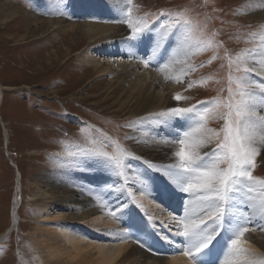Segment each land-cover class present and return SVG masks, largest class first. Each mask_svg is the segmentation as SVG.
Wrapping results in <instances>:
<instances>
[{"label": "rangeland", "instance_id": "rangeland-1", "mask_svg": "<svg viewBox=\"0 0 264 264\" xmlns=\"http://www.w3.org/2000/svg\"><path fill=\"white\" fill-rule=\"evenodd\" d=\"M3 1L33 16L45 15L53 20L85 24L86 30L107 23L102 16L84 12L83 9L87 8H83V4L86 6L92 0H79V3L76 0H0ZM125 3L122 21L130 7L133 19L146 17L149 23L158 25L165 22L166 18L160 16L163 12L173 13V19L175 14H180V19L190 22L181 33H177L183 36V46H188L189 53L187 68L176 82L189 93L184 97L186 105L178 107L196 106L202 111L200 102L216 101L219 104L216 111L226 113L228 110L223 105L229 98V77L235 81L243 73L247 65L245 59L251 57L249 52L259 49L260 38L264 37V20L247 21L245 12L264 8V0H132L131 4L126 0ZM23 13H20L21 17L25 16ZM19 23L8 24L0 19V264H48L44 262L45 252H53L58 246V237L61 236L57 226H63L60 220L62 212L52 209L36 196L34 182L41 181L49 173L64 177L65 172L69 176L66 162L75 159L72 154L82 149L111 153L120 146L132 154L127 161L131 165H139L138 168L126 167L125 177L134 178L133 169L142 174L139 179L142 182L141 166L144 163L145 167L161 176L159 183L176 190L165 176V168L178 163V160L170 161L167 156L170 147L163 143V138L167 137L164 132L173 131L177 135L181 127L191 130L197 126L199 118L191 117L193 122L182 120V123L174 118L159 117V113L141 115L138 105L132 110L134 102L132 105L122 104L117 99L120 91L109 93L103 77L87 75L76 79L75 74L80 72L78 68L86 72L92 65L91 59L81 60L87 50V56L104 63L112 72H119L122 63H128L126 58L122 60L121 55L118 58L107 52L98 54L96 48L99 43L91 44L90 48L86 43L74 48L69 55H62L58 62L53 61L54 64H42L41 57L58 49L64 34L53 38L46 33L47 38L35 42L28 37L26 30L21 29L23 22ZM237 57L243 61L240 72L236 71ZM81 63L87 65L86 69L80 67ZM257 73L254 70L248 76L253 80H264V75ZM231 87L236 88L235 82ZM207 106L216 107L211 103ZM259 114H264V111ZM224 123L223 119L210 117L205 126L206 129L220 131ZM186 124L192 127L188 128ZM222 135L221 132V139ZM216 143L217 138L213 136L211 143L201 152H208ZM262 150L256 157L258 161L252 172L258 179H264ZM138 151L153 154L156 159H148ZM117 183L122 184L119 176ZM121 191L128 199L124 184ZM16 202H19V208L13 223L15 227H12ZM250 212L253 223L249 233L263 236L264 218L254 215L251 209ZM78 230L95 241L92 238L94 231ZM80 261L88 264V259L80 258ZM54 262L53 259L50 263Z\"/></svg>", "mask_w": 264, "mask_h": 264}, {"label": "bare ground", "instance_id": "bare-ground-1", "mask_svg": "<svg viewBox=\"0 0 264 264\" xmlns=\"http://www.w3.org/2000/svg\"><path fill=\"white\" fill-rule=\"evenodd\" d=\"M125 1L92 0L87 2L86 6L83 4V8H87L83 9L85 13L102 16L107 22L96 25L94 29L86 30L87 25L85 24L68 23L60 19L53 20L50 18L51 16H33L6 1L0 2V19L8 24L23 22L21 29L26 30L28 37L33 38L35 42L47 38L46 33L53 38L64 34L58 49L41 57L44 65L53 63V61L58 62L59 57L69 55L74 48L86 43L89 48L91 44L99 43L96 48L98 54L107 52V54H115L117 57L121 55L122 60L126 58L128 63H122V69L119 72H112L104 63L94 61V58L87 56V52H89L87 50L81 60L86 62L87 58L91 59L92 65L88 66L90 69L85 72L84 69L87 65L81 63L80 67H83L84 72L78 68L80 72L75 74V78L80 80L87 75L94 76V78L103 77L106 79L109 93L120 91L117 99L122 104L132 105L134 102L132 110L138 105L141 115L158 114L172 107L186 105L184 97L189 92L183 91V87L176 82L183 76L187 68V56L184 51L173 53L180 36L177 34L176 37L172 36L171 39H167L165 46L159 50L154 59L151 58L150 52L152 40L145 39L137 47H132L134 42L128 39L130 29L126 23L122 22L123 10L126 8ZM75 2L79 3V0ZM20 13L25 16L21 17ZM245 13L244 18L247 21L264 20V8L262 7ZM183 47L188 51L187 45ZM142 58L150 59L148 67L144 66ZM259 58L257 57V59ZM156 62L159 63L156 65ZM245 62L249 68L258 72L257 74L264 75V67L254 62L252 57L246 58ZM167 83L170 84L167 85ZM177 94L182 97L179 101L174 99ZM180 120L181 122L182 120L194 121L190 118ZM186 127L192 126L188 124ZM98 130L104 132L101 128ZM164 133L167 137L176 136L173 131ZM167 145L170 147L168 152L171 155H167L170 161L178 160L174 156V152L178 149L177 145ZM261 153L264 154V149ZM138 154L148 159H156L152 157L153 154L148 152H139ZM263 158L261 156V159ZM81 159L82 163L78 166H73L71 161L66 162L70 169L69 176H66L65 172L64 177L49 173L41 181L34 182L37 187L36 196L52 209L56 208L62 212L60 220L63 222V226H57L61 236L58 237V246L52 250L53 252H45L46 260L44 262L48 264H85L84 261L79 262V259L83 258L88 259V264H193L190 257L183 254V239L181 240V250L175 249V244L171 245L170 243L173 241L177 243V238H180L175 233L178 227L177 221L184 216L185 205L187 204L188 209L192 210L197 207L198 202H193L183 193L169 188V185L159 183L160 175L145 167L144 163H142L141 171L149 182V187H145L137 177L135 178L138 173L136 170L132 169L136 181L134 178L124 175L119 176L120 181L122 180L121 185L124 184L126 194L128 193L127 199L122 194L121 185L117 183V175L103 167L97 159L86 157H81ZM257 161L255 159V163ZM129 163L126 160V164ZM130 167L138 168L139 165L130 164ZM174 171H178V169ZM94 188H98V190H91ZM18 203L16 202L14 205L12 224L17 219ZM245 204H237L236 210L249 215L250 208ZM118 206L119 211H117ZM113 212H116L119 219L113 217ZM124 223L132 227L126 229ZM12 227H15L14 224ZM82 228L87 229L85 232L94 231L92 238L95 241L90 240V236L82 235V232L80 233L78 230ZM247 232L242 237L241 243V247L247 250L246 257L234 259L226 246L225 251L221 250V253H224L218 257L215 264H264V251L259 249L260 247L264 250V235L254 236L249 231ZM228 235L229 233L221 232L210 247L214 250L219 249L218 242L221 240L226 242ZM165 236L168 237V240L162 239ZM159 247L162 249L160 253L156 251V248ZM53 259L55 262L50 263Z\"/></svg>", "mask_w": 264, "mask_h": 264}, {"label": "snow or ice", "instance_id": "snow-or-ice-1", "mask_svg": "<svg viewBox=\"0 0 264 264\" xmlns=\"http://www.w3.org/2000/svg\"><path fill=\"white\" fill-rule=\"evenodd\" d=\"M127 2L131 4L132 0ZM131 13L132 9L129 7L125 13L126 18L122 21L130 29L128 39L134 42L131 46L137 47L145 39L152 40V59L165 46L167 39L181 33L182 29L190 24L189 21L180 19V14H175L176 18L173 19V13L161 12L160 16L166 19L157 25L155 22L149 23L146 17L133 19ZM260 39L261 47L250 51L249 55L254 62L264 67V37ZM177 51H184L186 56L189 54L183 47V36L178 38L173 53ZM142 62L148 67L150 59L142 58ZM242 62L241 58L237 57V72L241 71ZM252 71L254 69L245 65L243 73L236 77L235 81L229 77V98L223 105L228 110L226 113H218L216 108L219 104L212 101L200 102L202 111L196 106L172 107L158 114L159 117L176 120L199 118L195 128L182 129L174 137L163 138L165 144L179 145L174 152L178 163L166 166L165 176L176 190L191 198L193 202H198L197 207L192 210L185 205L184 216L177 221L175 233L183 238V254L190 257L193 264H215L211 258L210 245H213L221 232L229 233L226 243L233 258L246 257L247 250L241 247L242 237L249 231L253 221L247 213L236 210L237 204L247 203L254 215L264 218V179H258L252 174L255 159L261 149H264V115L259 114L264 111V80L251 79L248 73ZM233 82L236 84L235 89L231 87ZM174 99L179 101L182 97L177 94ZM209 103L216 107H208ZM210 117L225 121L220 131L206 129L205 122ZM195 133L201 135H194ZM213 136L217 138L215 147L202 153L201 149L211 143ZM72 155L76 157L71 161L73 166L82 163L81 157L96 158L103 167L121 176L124 175L125 168L130 167L126 160L132 154L117 146L111 153L106 150L82 149ZM176 169L178 171H174ZM137 178H142V174H137ZM142 183L149 187L146 178L142 179ZM119 210L118 206L117 211ZM112 215L119 219L116 212ZM233 217L235 219H232ZM124 227L130 229L132 226L124 223ZM162 239L168 240V237Z\"/></svg>", "mask_w": 264, "mask_h": 264}]
</instances>
